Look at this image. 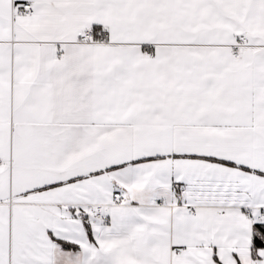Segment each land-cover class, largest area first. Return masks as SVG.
Instances as JSON below:
<instances>
[{"label":"snow or ice","instance_id":"1","mask_svg":"<svg viewBox=\"0 0 264 264\" xmlns=\"http://www.w3.org/2000/svg\"><path fill=\"white\" fill-rule=\"evenodd\" d=\"M0 264H264V0H0Z\"/></svg>","mask_w":264,"mask_h":264}]
</instances>
